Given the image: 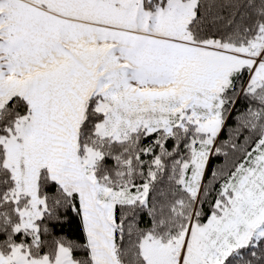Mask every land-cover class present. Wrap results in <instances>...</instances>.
Here are the masks:
<instances>
[{
	"label": "snow or ice",
	"instance_id": "6c2138e0",
	"mask_svg": "<svg viewBox=\"0 0 264 264\" xmlns=\"http://www.w3.org/2000/svg\"><path fill=\"white\" fill-rule=\"evenodd\" d=\"M0 264H264V0H0Z\"/></svg>",
	"mask_w": 264,
	"mask_h": 264
}]
</instances>
